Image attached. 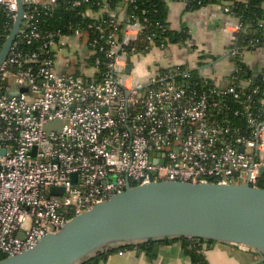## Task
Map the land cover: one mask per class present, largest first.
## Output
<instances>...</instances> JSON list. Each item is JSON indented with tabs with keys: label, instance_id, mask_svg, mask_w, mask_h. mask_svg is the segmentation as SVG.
Segmentation results:
<instances>
[{
	"label": "built area",
	"instance_id": "obj_1",
	"mask_svg": "<svg viewBox=\"0 0 264 264\" xmlns=\"http://www.w3.org/2000/svg\"><path fill=\"white\" fill-rule=\"evenodd\" d=\"M56 1L23 0L21 29L0 69V260L34 247L128 185L264 187V100L253 104L258 88L250 92L246 80L236 84L239 72L225 84L199 72L203 87L189 72L181 80L172 69L141 79L127 71L133 56L127 46L143 30L139 21L119 30L123 20L105 5L112 29L97 49L98 39L91 41L86 30H103L93 10L87 11L93 21L72 34L46 27L41 17ZM0 7L15 23L17 1L0 0ZM224 10L232 17L224 30L235 54L242 23L228 4ZM71 37L83 40L88 57L103 52L106 67L99 72L95 57L92 78L59 70L57 52ZM53 186L64 193H51Z\"/></svg>",
	"mask_w": 264,
	"mask_h": 264
},
{
	"label": "water",
	"instance_id": "obj_2",
	"mask_svg": "<svg viewBox=\"0 0 264 264\" xmlns=\"http://www.w3.org/2000/svg\"><path fill=\"white\" fill-rule=\"evenodd\" d=\"M16 1L17 18L0 49V69L24 19L23 0ZM50 192L64 193L58 186ZM167 237L244 245L264 260V187L171 180L128 185L69 220L59 232L46 234L34 247L3 258L0 264H80L111 246Z\"/></svg>",
	"mask_w": 264,
	"mask_h": 264
},
{
	"label": "crops",
	"instance_id": "obj_3",
	"mask_svg": "<svg viewBox=\"0 0 264 264\" xmlns=\"http://www.w3.org/2000/svg\"><path fill=\"white\" fill-rule=\"evenodd\" d=\"M224 6L225 4L213 3L189 9L185 0L169 1L170 29L175 33L185 31L189 41L171 42L165 48L153 46L146 54L133 55L130 59L131 72L141 79H147L156 72L184 66L189 70L197 69L221 84L229 82L231 72L235 71V63L230 59L224 26L232 17L225 12ZM90 13L101 17L104 10L101 8ZM116 13L121 20L127 19L123 8ZM68 48L73 50L75 57ZM88 55L89 49L83 40L71 37L57 52L58 69L92 78L96 69L89 63ZM242 59L247 66V74L258 76L264 73V47L244 51ZM120 251L110 254L100 264H192L180 241L160 246L153 259L137 250H124L122 254ZM205 253L209 264H264L260 254L244 245L215 241Z\"/></svg>",
	"mask_w": 264,
	"mask_h": 264
},
{
	"label": "trees",
	"instance_id": "obj_4",
	"mask_svg": "<svg viewBox=\"0 0 264 264\" xmlns=\"http://www.w3.org/2000/svg\"><path fill=\"white\" fill-rule=\"evenodd\" d=\"M75 0H57L53 6V10L41 17L45 22L46 27L49 29H61L63 34H72L75 26H87L88 23L93 21V18L87 15L88 10L98 11L105 5L112 11L118 12L123 8L127 13V20L123 21L119 26V30L125 25L127 21H139L143 25V30L138 40L132 42V45L127 46V51L130 56L140 53L146 54L153 46L165 48L169 43H187L189 36L185 31L174 32L170 29L168 22V2L175 0H89L82 1L79 5H74ZM189 9H198L205 5L220 3L228 4L230 12L240 19L242 28L237 33V39L232 46L236 48L237 53L230 54L232 62L236 63L237 73L235 83L239 84L240 80L250 81L248 87L250 92H257L253 94L257 107H261L264 100V73L258 76H253L248 73L247 66L243 62L242 55L246 50L257 49L264 47V0H185ZM108 13L103 15L97 20L96 25L103 28L100 32L96 26L94 28L86 29L87 36L92 41L97 38L100 45L106 46L107 35L112 29L109 22ZM73 26H70V25ZM14 26V21L7 15L4 8L0 7V49L6 41L8 35L11 33ZM95 57L100 58V71L101 72L108 63V59L103 52H97L95 56L88 57L89 63L92 65ZM175 72H180L179 79L182 77L183 72H189V79L191 81L197 80L201 87L204 86L205 81L199 78V71L189 70L184 66H174ZM79 72V71H78ZM163 72H169L164 70ZM97 80H100V73L96 74ZM203 84V85H202ZM238 121V119H236ZM242 124L244 121L239 120ZM262 185V184H261ZM180 241L185 253L191 258L192 264H209L205 251L215 241L201 239V238H186V237H167L162 239H150L138 243L122 244L118 246L108 247L107 250H101L92 256L87 257L80 264H100L106 260L107 257L120 250H137L138 252L145 253L150 258H155L160 246Z\"/></svg>",
	"mask_w": 264,
	"mask_h": 264
},
{
	"label": "rangeland",
	"instance_id": "obj_5",
	"mask_svg": "<svg viewBox=\"0 0 264 264\" xmlns=\"http://www.w3.org/2000/svg\"><path fill=\"white\" fill-rule=\"evenodd\" d=\"M42 1H45V0H42ZM68 51H71V53L74 55V57H75V53L74 52H72L73 50L71 49V48H68ZM81 68H79V70H80Z\"/></svg>",
	"mask_w": 264,
	"mask_h": 264
}]
</instances>
